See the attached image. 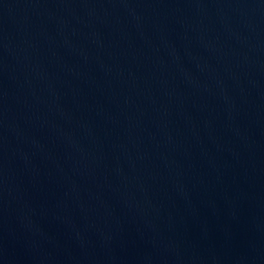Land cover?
<instances>
[{
    "label": "water",
    "instance_id": "95a60500",
    "mask_svg": "<svg viewBox=\"0 0 264 264\" xmlns=\"http://www.w3.org/2000/svg\"><path fill=\"white\" fill-rule=\"evenodd\" d=\"M0 264H264V0H0Z\"/></svg>",
    "mask_w": 264,
    "mask_h": 264
}]
</instances>
